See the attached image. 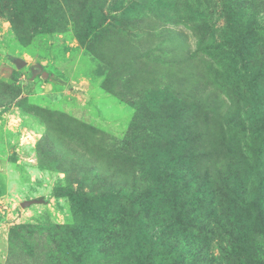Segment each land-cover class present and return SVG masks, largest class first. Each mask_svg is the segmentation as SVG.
Listing matches in <instances>:
<instances>
[{"label":"rangeland","instance_id":"1","mask_svg":"<svg viewBox=\"0 0 264 264\" xmlns=\"http://www.w3.org/2000/svg\"><path fill=\"white\" fill-rule=\"evenodd\" d=\"M0 112V264H264V0H0Z\"/></svg>","mask_w":264,"mask_h":264},{"label":"water","instance_id":"2","mask_svg":"<svg viewBox=\"0 0 264 264\" xmlns=\"http://www.w3.org/2000/svg\"><path fill=\"white\" fill-rule=\"evenodd\" d=\"M33 203H35L34 200H32V201H26V202L22 203V206H23V207H25V206H29V205H31V204H33Z\"/></svg>","mask_w":264,"mask_h":264},{"label":"trees","instance_id":"3","mask_svg":"<svg viewBox=\"0 0 264 264\" xmlns=\"http://www.w3.org/2000/svg\"><path fill=\"white\" fill-rule=\"evenodd\" d=\"M0 114H1V112H0Z\"/></svg>","mask_w":264,"mask_h":264}]
</instances>
